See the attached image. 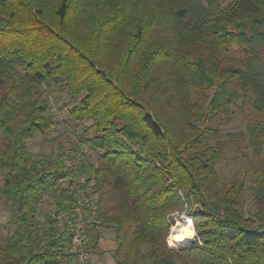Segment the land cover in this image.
<instances>
[{
    "label": "trees",
    "instance_id": "trees-1",
    "mask_svg": "<svg viewBox=\"0 0 264 264\" xmlns=\"http://www.w3.org/2000/svg\"><path fill=\"white\" fill-rule=\"evenodd\" d=\"M222 3L0 0V264L69 263L36 212L49 191L72 208L82 174L117 264H264V0ZM62 93L80 140L36 158L27 141L57 129L50 95ZM235 110L242 127L225 131ZM238 139L250 182L242 170L221 183L216 164ZM182 212L195 239L171 246ZM99 235L86 220L90 253Z\"/></svg>",
    "mask_w": 264,
    "mask_h": 264
},
{
    "label": "rangeland",
    "instance_id": "rangeland-1",
    "mask_svg": "<svg viewBox=\"0 0 264 264\" xmlns=\"http://www.w3.org/2000/svg\"><path fill=\"white\" fill-rule=\"evenodd\" d=\"M232 0H223L222 8L225 7ZM46 88L47 86L44 85ZM51 89V88H49ZM51 105H52V113L60 120V124L56 130L51 131L46 136H38L36 138L30 139L27 141V147L29 151H31L34 157H53L57 151L58 146H63L64 148H69L72 146L74 142H78L81 137V133L83 130L82 126L74 125L73 123H65L66 119V111L65 102L68 96L65 93L60 94L58 97L57 94H51ZM242 127V113L240 110H235L233 113L231 120L224 126L225 131H238ZM238 141V142H237ZM235 143L230 144L226 151L223 154V157L217 162L216 170L220 177L221 183H227L234 177H236L242 170L246 172V180L245 183L249 184L250 182V174L248 171V159L250 156L249 149L245 145V142L241 139H238ZM83 152H85L86 157L88 158L89 163L96 162L97 155L91 152L86 145H82ZM84 182V174L79 176V180L77 181V185L79 186ZM2 181L0 179V185ZM85 187V186H84ZM91 189L85 188L84 193L87 195H91ZM95 198V196L93 195ZM246 213L249 209V199L246 197L242 200V205L240 207ZM54 210L53 199L51 198L50 191L45 194L39 204L38 211L36 212V220L40 226V230L42 226L45 224L47 214H50ZM185 216H188L184 212H182L178 217L177 221L180 222ZM189 217V216H188ZM190 218V217H189ZM8 220V210L4 207L2 203V199L0 198V235H4L6 233V229L4 224ZM175 220V221H176ZM177 225L174 224V226ZM170 228V232H171ZM169 232V233H170ZM170 235V234H169ZM195 239L193 237L192 241ZM188 243L179 244L175 246H183ZM174 245V244H173ZM65 249L63 248V257L61 261L69 262L70 258L65 256ZM68 263V264H69ZM92 264V263H91Z\"/></svg>",
    "mask_w": 264,
    "mask_h": 264
},
{
    "label": "built area",
    "instance_id": "built-area-1",
    "mask_svg": "<svg viewBox=\"0 0 264 264\" xmlns=\"http://www.w3.org/2000/svg\"><path fill=\"white\" fill-rule=\"evenodd\" d=\"M84 189L82 184L77 185V199L72 208L60 211L54 208L49 214L54 220L56 233L66 241L65 254L71 257L74 264H90V252L85 237L86 220L93 221L100 232L108 228L97 218V205L93 195L85 194ZM257 230L264 232V222Z\"/></svg>",
    "mask_w": 264,
    "mask_h": 264
},
{
    "label": "crops",
    "instance_id": "crops-1",
    "mask_svg": "<svg viewBox=\"0 0 264 264\" xmlns=\"http://www.w3.org/2000/svg\"><path fill=\"white\" fill-rule=\"evenodd\" d=\"M117 240L114 228L108 227L100 232L97 243L98 250L90 253V264H117L112 257V251L116 248Z\"/></svg>",
    "mask_w": 264,
    "mask_h": 264
},
{
    "label": "bare ground",
    "instance_id": "bare-ground-1",
    "mask_svg": "<svg viewBox=\"0 0 264 264\" xmlns=\"http://www.w3.org/2000/svg\"><path fill=\"white\" fill-rule=\"evenodd\" d=\"M193 232L192 220L188 216H185L179 224L172 228L168 236V241L174 245L191 242L193 239Z\"/></svg>",
    "mask_w": 264,
    "mask_h": 264
},
{
    "label": "water",
    "instance_id": "water-1",
    "mask_svg": "<svg viewBox=\"0 0 264 264\" xmlns=\"http://www.w3.org/2000/svg\"><path fill=\"white\" fill-rule=\"evenodd\" d=\"M191 242H192V241H191ZM191 242H190V243H191Z\"/></svg>",
    "mask_w": 264,
    "mask_h": 264
}]
</instances>
